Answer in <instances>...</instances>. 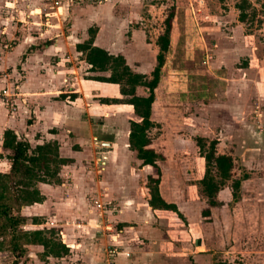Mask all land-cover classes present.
Returning <instances> with one entry per match:
<instances>
[{
    "label": "rangeland",
    "instance_id": "1",
    "mask_svg": "<svg viewBox=\"0 0 264 264\" xmlns=\"http://www.w3.org/2000/svg\"><path fill=\"white\" fill-rule=\"evenodd\" d=\"M238 1H38V27L53 25L69 33L74 5L87 8L90 24L99 27V44L123 53L134 70L148 75L156 64L164 18L175 6L150 135L151 146L164 156L159 159L163 193L191 218L187 232H175V241L199 249L197 264H264V0H248L249 10L255 9L252 24L239 19ZM13 45L1 41L0 49ZM138 93L147 90L140 87ZM198 136L217 139L218 152L234 158L233 178L241 179L237 195L227 181L218 194L222 204L208 216L202 214L209 202L199 184L205 159ZM27 260V255L0 251V264Z\"/></svg>",
    "mask_w": 264,
    "mask_h": 264
},
{
    "label": "crops",
    "instance_id": "2",
    "mask_svg": "<svg viewBox=\"0 0 264 264\" xmlns=\"http://www.w3.org/2000/svg\"><path fill=\"white\" fill-rule=\"evenodd\" d=\"M38 1L0 3V42L14 44L0 49V164L9 167L11 150L3 146L7 129L32 147L58 143L60 156L70 159L61 166L60 182H39L45 199L22 212L41 219L27 228H54L69 253L43 260V247L31 245L25 264H197L199 249L189 250L188 242L176 243L174 237L187 232L191 218L149 203L148 176L155 172L130 147V121L139 119L132 105L101 102L122 97L119 85L93 79L109 73L91 71L77 50L89 27L97 25L90 24L89 10L74 5L65 33L62 27H38ZM97 36L94 44L110 51ZM159 187L183 212L164 195L162 175ZM194 239L198 247L200 239Z\"/></svg>",
    "mask_w": 264,
    "mask_h": 264
},
{
    "label": "trees",
    "instance_id": "3",
    "mask_svg": "<svg viewBox=\"0 0 264 264\" xmlns=\"http://www.w3.org/2000/svg\"><path fill=\"white\" fill-rule=\"evenodd\" d=\"M239 10V19L244 23L254 22V8L248 0H239L235 5ZM175 6L169 8L164 18V29L156 39L158 52L156 64L150 75L134 70L127 62L126 57L114 54L107 49L94 44L98 26L92 25L88 29L89 37L77 43V50L81 51L90 70L94 72H108V75H93L92 78L119 85L122 97L101 98L104 103H126L133 107L139 118L130 121L129 143L131 149L145 163L154 168L155 175L148 176L150 192L149 203L153 208L168 209L177 212L184 219L183 214L174 203L167 202L160 192L161 167L158 160L164 156L152 147L150 130L153 126L152 114L156 99V88L161 79L162 68L166 61V53L170 49L171 33ZM145 87L147 94H139L138 89ZM197 142L200 154L205 159L204 175L199 184L202 192L208 198L209 207L202 210V214H211V208L222 204L218 198L219 192L232 180L233 195L238 194L241 179L233 178L235 161L232 155L218 152V140L208 141L198 136ZM3 146L11 150L7 155L9 167L0 170V251H9L17 257L28 255L31 245H41L43 250L39 257L43 260L50 255L64 256L69 248L59 240L54 228L30 229L28 223L40 224L37 216L24 214L23 207L42 202L45 195L41 192L39 182H60L59 172L61 166L70 159L61 157L59 145L56 141H49L32 147L24 139L18 138L16 133L7 129L4 132ZM2 155H0L1 157ZM217 264H232L219 262Z\"/></svg>",
    "mask_w": 264,
    "mask_h": 264
},
{
    "label": "built area",
    "instance_id": "4",
    "mask_svg": "<svg viewBox=\"0 0 264 264\" xmlns=\"http://www.w3.org/2000/svg\"><path fill=\"white\" fill-rule=\"evenodd\" d=\"M3 93L5 94V101L10 103V101H11L10 92H8L7 88L3 89ZM98 205L100 206L99 202H98Z\"/></svg>",
    "mask_w": 264,
    "mask_h": 264
}]
</instances>
